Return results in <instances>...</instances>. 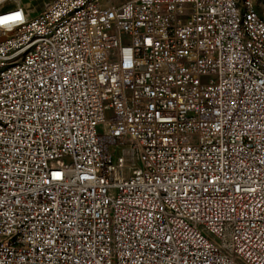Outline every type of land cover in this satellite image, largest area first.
Here are the masks:
<instances>
[{"label":"built area","instance_id":"2783aa9c","mask_svg":"<svg viewBox=\"0 0 264 264\" xmlns=\"http://www.w3.org/2000/svg\"><path fill=\"white\" fill-rule=\"evenodd\" d=\"M76 1L0 0V17H24L0 27V61L27 46L14 38L30 18ZM0 264H264V27L249 1H98L40 33L28 67L0 76Z\"/></svg>","mask_w":264,"mask_h":264},{"label":"bare ground","instance_id":"6f19581e","mask_svg":"<svg viewBox=\"0 0 264 264\" xmlns=\"http://www.w3.org/2000/svg\"><path fill=\"white\" fill-rule=\"evenodd\" d=\"M70 1V0H63ZM98 1L108 0H80L74 2L71 8H65L62 14L55 15L50 21L47 19L31 18L29 27L31 32H20V35L15 36L14 45L24 46V50L17 52L14 55V46H6V54L0 61V76H7L12 73V67L16 65V72H23L29 65V60L34 53L37 52V44H40V33L51 34L61 32L72 21L75 16L84 13L85 10L97 4ZM249 1V9L252 16H256V21L264 27V13H261L259 3H264V0H229L230 7L240 8L242 3ZM242 36H249V29H242ZM30 41V44H28ZM119 92V82H111L110 93ZM217 124H208V132H216ZM174 215H181V208H174ZM219 251V238H211V244L207 248V257H215V252Z\"/></svg>","mask_w":264,"mask_h":264},{"label":"rangeland","instance_id":"374dc122","mask_svg":"<svg viewBox=\"0 0 264 264\" xmlns=\"http://www.w3.org/2000/svg\"><path fill=\"white\" fill-rule=\"evenodd\" d=\"M53 0H20L21 3H27L32 11H40L50 4ZM116 3L123 2L125 0H113ZM31 19V18H30Z\"/></svg>","mask_w":264,"mask_h":264},{"label":"clouds","instance_id":"9594fccd","mask_svg":"<svg viewBox=\"0 0 264 264\" xmlns=\"http://www.w3.org/2000/svg\"><path fill=\"white\" fill-rule=\"evenodd\" d=\"M17 14H19L17 16ZM24 20V17L22 13L17 12L15 14H6L2 17H0V27L10 28L11 23L10 22H17L22 23Z\"/></svg>","mask_w":264,"mask_h":264},{"label":"snow or ice","instance_id":"6c2138e0","mask_svg":"<svg viewBox=\"0 0 264 264\" xmlns=\"http://www.w3.org/2000/svg\"><path fill=\"white\" fill-rule=\"evenodd\" d=\"M19 14H17V16H18Z\"/></svg>","mask_w":264,"mask_h":264}]
</instances>
